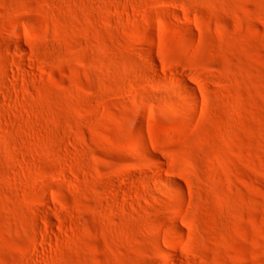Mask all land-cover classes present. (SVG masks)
Instances as JSON below:
<instances>
[{
  "label": "rangeland",
  "instance_id": "obj_1",
  "mask_svg": "<svg viewBox=\"0 0 264 264\" xmlns=\"http://www.w3.org/2000/svg\"><path fill=\"white\" fill-rule=\"evenodd\" d=\"M0 264H264V0H0Z\"/></svg>",
  "mask_w": 264,
  "mask_h": 264
}]
</instances>
